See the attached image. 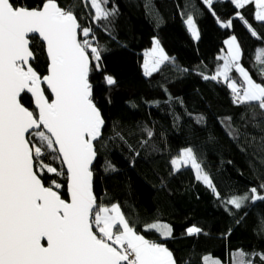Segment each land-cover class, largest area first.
<instances>
[{
  "label": "trees",
  "instance_id": "16d2710c",
  "mask_svg": "<svg viewBox=\"0 0 264 264\" xmlns=\"http://www.w3.org/2000/svg\"><path fill=\"white\" fill-rule=\"evenodd\" d=\"M24 2L31 6L36 0ZM60 2L63 6L72 0ZM113 6L118 13L110 18L111 35L102 26H94L104 51L100 70L93 68L89 77L94 101L105 119L92 168L98 203H118L130 222L135 221L137 232L163 243L177 264H203L204 256L239 264L247 259L238 255L240 251L264 253V231H259L264 201L246 202L239 210L222 203L226 194L258 188L264 179V114L258 108L234 105L226 84L201 75L214 74L223 63L218 58L225 51L224 41L235 35L242 50L240 63L259 82V68L264 67V55L258 51L264 49V22L254 19L255 5L237 9L229 0H214L215 17L201 0H150L147 9L145 0H111L108 7ZM82 12L85 7L77 2V17L86 26L90 21L81 18ZM238 12L256 37L236 16ZM187 15L196 23L197 41L187 29ZM217 18L232 19L231 27H221ZM154 39L170 60L147 77L142 64ZM33 45L34 51L39 49L33 67L46 74L43 46L39 40ZM106 76L116 83L107 85ZM22 102L34 108L28 95H22ZM199 116L204 118L202 123L196 120ZM229 122L238 130V140L227 133ZM186 147L193 149L221 193L220 199L196 180L193 169L174 171L170 160ZM52 166L59 167V161ZM47 176L65 183L63 177ZM60 191L67 199L66 187ZM152 222L168 224L172 236L165 239L141 227ZM189 227L201 232L189 235ZM253 264L264 261L257 256Z\"/></svg>",
  "mask_w": 264,
  "mask_h": 264
},
{
  "label": "snow or ice",
  "instance_id": "6c2138e0",
  "mask_svg": "<svg viewBox=\"0 0 264 264\" xmlns=\"http://www.w3.org/2000/svg\"><path fill=\"white\" fill-rule=\"evenodd\" d=\"M77 2L85 7L80 15L89 19L86 26L77 17ZM110 2L72 0L62 6L60 0H36L29 6L24 0H0V264H177L168 247L137 232L135 221L130 222L118 203H98L93 191L92 165L105 119L94 101L89 77L93 68L100 70L104 51L94 26H102L111 35L110 18L118 13L117 7H108ZM201 2L215 17L214 0ZM229 2L237 9L254 4V19L264 22V0ZM149 4L150 0H145L146 9ZM236 16L244 20L240 13ZM185 23L198 40L199 31L191 15ZM231 24L232 19L220 22L223 28ZM251 35L256 37L257 33L252 31ZM35 40L41 42L46 56L43 75L33 67L39 51H34ZM224 43L227 55L218 58L223 63L210 76L201 73L202 78L222 81L230 89L234 105L258 108L264 114V67L259 68L258 82L240 63L242 50L236 36ZM154 44L151 52L145 53L150 57L143 65L147 77L170 60L158 39ZM258 51L264 55V49ZM233 72L237 77L230 75ZM105 83L111 86L116 81L106 76ZM45 84L51 99L42 87ZM22 94H30L32 110L22 102ZM196 120L202 123L204 118ZM226 131L238 140L240 134L230 122ZM147 134L151 137L153 133L148 130ZM55 161H59V167L52 166ZM170 164L176 171L182 165L190 166L196 180L221 198L191 147L178 152ZM108 167L115 170L110 164ZM47 174L63 177L65 183ZM65 187L69 199L61 196L60 190ZM258 188L226 194L222 203L239 210L246 202L264 201V179ZM141 227L165 239L172 236L166 224L152 222ZM186 231L193 235L201 229L189 227ZM259 231H264V218ZM238 255L247 257L239 264H253L257 256L264 261V253L240 251ZM202 261L222 264L209 256Z\"/></svg>",
  "mask_w": 264,
  "mask_h": 264
},
{
  "label": "rangeland",
  "instance_id": "374dc122",
  "mask_svg": "<svg viewBox=\"0 0 264 264\" xmlns=\"http://www.w3.org/2000/svg\"><path fill=\"white\" fill-rule=\"evenodd\" d=\"M238 13H240V12H238ZM241 14V13H240ZM242 15V14H241ZM241 20V19H240ZM218 21H219V24H220V22H226V21H224V20H222V19H218ZM243 23H244V20H241ZM261 22V21H260ZM245 24V26L247 27V29L250 31V32H252L253 30H252V28L247 24V23H244ZM187 26V25H186ZM188 29V28H187ZM189 31V30H188ZM189 33H190V31H189ZM191 34V33H190ZM192 36V35H191ZM193 38V37H192ZM194 39V38H193ZM230 39V38H229ZM195 41H197L196 39H194ZM237 42H238V40H237ZM155 47V44H153V46L147 51V52H151V50L153 49ZM225 48H226V50H227V45L225 44ZM225 53L226 52H223L222 53V55H225ZM146 59H150V57H148V56H145V54H144V61L146 60ZM144 61H143V64H142V68H143V65H144ZM166 62V61H165ZM164 62V63H165ZM163 64V63H162ZM143 71H144V69H143ZM155 73V72H154ZM237 75L238 74H235V75H233V77H237ZM222 82V81H221ZM184 168H191L190 166H187V167H185V166H181V169L180 170H182V169H184ZM174 169V168H173ZM192 169V168H191ZM179 170V171H180ZM194 170V169H193ZM174 171H176V170H174ZM177 172V171H176ZM194 172H195V170H194ZM161 224H165V223H161ZM166 225H168V224H166ZM212 258V257H211ZM213 260H216V259H214L213 258Z\"/></svg>",
  "mask_w": 264,
  "mask_h": 264
},
{
  "label": "water",
  "instance_id": "95a60500",
  "mask_svg": "<svg viewBox=\"0 0 264 264\" xmlns=\"http://www.w3.org/2000/svg\"><path fill=\"white\" fill-rule=\"evenodd\" d=\"M40 43H41V42H40ZM42 87H43L44 89H46V90L49 92V94H50V90L47 89L46 84H45V85H42ZM22 95H23V94H22ZM28 96L30 97V94H28ZM50 97H51V95H50ZM51 98H52V97H51ZM33 106H34V102H33ZM96 159H97V157H96ZM95 162H96V160L93 162L92 168H93ZM93 183H94V176H93ZM67 199H69L68 195H67Z\"/></svg>",
  "mask_w": 264,
  "mask_h": 264
},
{
  "label": "crops",
  "instance_id": "0c3cea01",
  "mask_svg": "<svg viewBox=\"0 0 264 264\" xmlns=\"http://www.w3.org/2000/svg\"><path fill=\"white\" fill-rule=\"evenodd\" d=\"M224 52H226V53H225V55H227V50H226V48H225V51H224ZM241 59H242V58H241ZM240 62H241V61H240ZM235 74H236V73H235V72H233V73H231L230 75H232V76H233V75H235ZM167 239H168V238H167ZM222 264H223V263H222Z\"/></svg>",
  "mask_w": 264,
  "mask_h": 264
}]
</instances>
